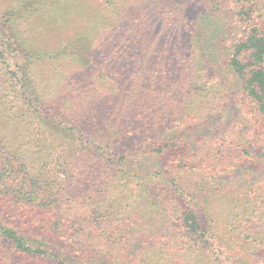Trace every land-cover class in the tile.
<instances>
[{
    "label": "trees",
    "instance_id": "16d2710c",
    "mask_svg": "<svg viewBox=\"0 0 264 264\" xmlns=\"http://www.w3.org/2000/svg\"><path fill=\"white\" fill-rule=\"evenodd\" d=\"M212 66L253 126L223 144L264 139V0H0V264H214L263 222L244 192L200 207L232 167L207 132L182 156L189 128L216 129Z\"/></svg>",
    "mask_w": 264,
    "mask_h": 264
},
{
    "label": "rangeland",
    "instance_id": "374dc122",
    "mask_svg": "<svg viewBox=\"0 0 264 264\" xmlns=\"http://www.w3.org/2000/svg\"><path fill=\"white\" fill-rule=\"evenodd\" d=\"M226 13L230 12L227 10ZM224 19L226 20L225 34L230 36L231 32L227 21H234L236 18L230 15ZM218 21L219 20H217V22ZM218 23H224L223 19L221 18V22ZM207 75L209 76L208 79L219 78V82H223L226 86L225 94L222 97H209L205 98L203 101L215 108V111L209 114L210 119L208 123H213L216 129L211 128L201 135H198L195 133L198 127L206 123L189 128L182 134V137L185 138L184 140L188 145H183L185 147L182 148V156L185 157L184 155L186 153H188V156L197 154L198 143L203 140L207 132L206 137L212 140L210 143L215 142L216 144V146H214V151L216 152L218 149L217 154L219 155V159L216 160V163H220L221 169L224 168V163H229L232 167L225 174H221L219 170L220 175L223 176V181L217 184L216 187L206 190L210 191V193L206 191L203 193L200 192L198 201L200 207L205 208L206 205H208L207 202H211L213 206L211 207L209 205V208L213 210L218 208V211H221L223 210L222 203L225 201L228 204V200L222 202V199L218 197L215 198L217 193H222L223 191L224 195L228 196L229 191L230 193L237 191L236 193L244 192V194L249 195V197L257 201L260 207L256 209L258 211L262 208L261 211L264 215V139L259 142L250 140L244 142L241 140V142H239L238 139H233L230 143L227 142L223 144L224 141H227L228 134L225 132L226 130L230 131V133H247L248 131L249 134L251 133L253 129L251 125V114L246 107V102L241 92L242 88L236 78L227 75L226 72H221V70L214 66L207 71ZM198 133L200 132L198 131ZM243 139H245V137ZM191 140H193L192 145L188 144ZM191 149H193L192 152L190 151ZM203 149L204 157H207L209 160L211 156H207V154H210V151L212 152V148L203 146ZM246 151L250 153V156L245 153ZM212 161L214 160L212 159ZM189 181L193 182L191 180ZM232 182H237L236 188L231 189L230 184ZM252 211L253 209L249 212ZM126 224L128 227H131L129 221L124 223V225ZM239 227L240 230L234 233L233 240L226 242H234L231 249L225 248L221 241L216 242L221 244V248L216 245L213 250L211 258L214 264H264V221L262 222L260 219L258 221L251 218V221L247 222V220L244 219L239 223ZM227 229L230 230V225L227 226ZM64 248L65 246H61V249ZM5 255L15 264H58V261L53 258H42L41 261H37V257H32V259L29 260L23 259L22 256H16L15 253L9 251ZM0 260L3 261L1 257Z\"/></svg>",
    "mask_w": 264,
    "mask_h": 264
}]
</instances>
